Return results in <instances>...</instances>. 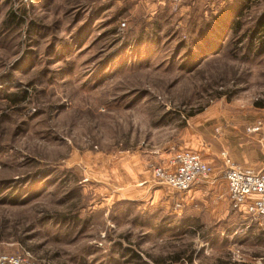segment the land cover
I'll list each match as a JSON object with an SVG mask.
<instances>
[{
	"label": "rangeland",
	"instance_id": "obj_1",
	"mask_svg": "<svg viewBox=\"0 0 264 264\" xmlns=\"http://www.w3.org/2000/svg\"><path fill=\"white\" fill-rule=\"evenodd\" d=\"M263 33L264 0H0V254L246 263L228 151L221 167L196 150L215 181L190 206L151 194L153 169L191 144L258 134Z\"/></svg>",
	"mask_w": 264,
	"mask_h": 264
},
{
	"label": "built area",
	"instance_id": "obj_2",
	"mask_svg": "<svg viewBox=\"0 0 264 264\" xmlns=\"http://www.w3.org/2000/svg\"><path fill=\"white\" fill-rule=\"evenodd\" d=\"M248 133L261 135L264 144V122L247 128ZM223 175L227 183L232 209L258 218L264 222V169L255 170L233 162L224 153ZM214 169L195 152L181 150L166 166L155 167L153 175L159 183L177 193H184L195 185L209 181L214 176ZM0 264H36L26 255L0 254Z\"/></svg>",
	"mask_w": 264,
	"mask_h": 264
},
{
	"label": "crops",
	"instance_id": "obj_3",
	"mask_svg": "<svg viewBox=\"0 0 264 264\" xmlns=\"http://www.w3.org/2000/svg\"><path fill=\"white\" fill-rule=\"evenodd\" d=\"M251 123H254L251 122ZM251 123H248L246 126H249ZM238 129L235 125L231 127L222 128V132L224 133L216 135L211 134V141L202 138L200 140L199 146L198 143L191 144L195 150L192 152L198 153L201 152L202 156L210 161H216L217 164H221L222 156L220 155L221 151L226 150L229 152L231 158L238 164H241L245 167H251L255 170L264 169V144L261 142L260 134H238ZM200 148V149H199ZM220 148V149H218ZM209 149V151H208ZM196 150H199L196 151ZM220 160V161H219ZM222 167V164L220 165ZM148 172L144 173V176H147ZM215 177H212L209 181L204 183L195 185L193 188L184 193H177L172 190H169L159 186L160 184L155 181L152 185L154 186V192L151 194L152 203H159L163 205L165 208H169L171 203L175 205V203H182V205L190 206L193 203L194 197L197 194H203L206 191L205 185L210 182H214ZM226 183V181H224ZM212 186V184H209ZM227 185V183H226ZM228 188V187H227ZM227 190V189H226ZM229 197V194H228ZM230 198L228 201V206L231 209ZM237 214H241L240 216L244 218L242 221L245 226L249 228L248 231V241L249 251L247 254L246 263H238L239 264H264V222L259 220L258 218H253L250 215H247L242 212H235ZM247 215V216H246ZM258 248V252H254V249ZM235 261V260H234ZM233 260L221 261L222 264H237ZM218 263V264H220ZM192 264V262H191Z\"/></svg>",
	"mask_w": 264,
	"mask_h": 264
},
{
	"label": "trees",
	"instance_id": "obj_4",
	"mask_svg": "<svg viewBox=\"0 0 264 264\" xmlns=\"http://www.w3.org/2000/svg\"><path fill=\"white\" fill-rule=\"evenodd\" d=\"M235 23H237V22H235ZM263 36H264V33H263ZM262 37H260L259 39H261ZM256 106L264 107V100L260 101V102H257ZM190 115H193V114H190ZM128 254L129 255L131 254V255L129 256V259L126 262L127 264H145V262L142 261V257L140 256L139 252L133 251V250H129ZM165 262H166V258H163L161 260V263H165ZM220 264H222V263H220Z\"/></svg>",
	"mask_w": 264,
	"mask_h": 264
}]
</instances>
